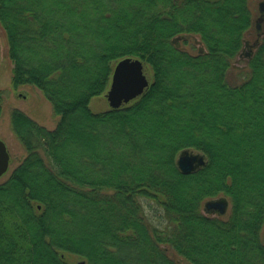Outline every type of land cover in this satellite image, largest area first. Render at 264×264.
Segmentation results:
<instances>
[{
  "label": "trees",
  "instance_id": "trees-1",
  "mask_svg": "<svg viewBox=\"0 0 264 264\" xmlns=\"http://www.w3.org/2000/svg\"><path fill=\"white\" fill-rule=\"evenodd\" d=\"M12 86L58 117L19 109L26 155L0 183V264H264V43L251 0H0ZM195 36L204 52L180 46ZM247 49V77L227 80ZM141 60L148 91L95 113L115 65ZM3 95L0 90V117ZM185 150L206 164L183 174ZM226 198V219L203 212ZM69 258H80L72 263Z\"/></svg>",
  "mask_w": 264,
  "mask_h": 264
},
{
  "label": "rangeland",
  "instance_id": "rangeland-1",
  "mask_svg": "<svg viewBox=\"0 0 264 264\" xmlns=\"http://www.w3.org/2000/svg\"><path fill=\"white\" fill-rule=\"evenodd\" d=\"M264 0H251V9L255 11L259 4ZM247 39L253 41L250 36ZM180 46L191 54L204 52V46L198 36L189 40L184 44L180 39ZM247 49L233 62L231 69L228 71L227 80L231 85H237L244 81L247 77ZM12 69L13 63L8 55V42L6 34L0 25V90L3 95V110L0 117V140L4 141L11 155V163L8 172L0 178V183L8 180L13 170L19 165L23 157L26 155L25 149L14 134L11 126V113L14 109H19L34 119L40 125L49 130L55 129L59 118L53 114V106L50 101L42 94V92L32 85L20 86L14 88L12 86ZM150 81L152 73H147ZM90 108L95 113L104 112L110 109L109 103L105 95L92 98ZM218 199V198H217ZM205 206V204H204ZM231 205H229L228 213L222 218L226 219L229 215ZM203 212L209 216H219L218 213L208 212L203 208ZM72 263L81 261L80 258H69Z\"/></svg>",
  "mask_w": 264,
  "mask_h": 264
},
{
  "label": "water",
  "instance_id": "water-1",
  "mask_svg": "<svg viewBox=\"0 0 264 264\" xmlns=\"http://www.w3.org/2000/svg\"><path fill=\"white\" fill-rule=\"evenodd\" d=\"M260 4L264 9V1ZM150 84L145 64L138 58L127 57L115 65L105 97L111 109H118L144 95ZM10 163L11 155L8 147L4 141L0 140V178L8 172ZM205 164V156L194 150H185L177 158V166L183 174H190ZM228 206L229 201L226 198L210 200L205 204L208 211H215L220 215L227 213Z\"/></svg>",
  "mask_w": 264,
  "mask_h": 264
},
{
  "label": "flooded vegetation",
  "instance_id": "flooded-vegetation-1",
  "mask_svg": "<svg viewBox=\"0 0 264 264\" xmlns=\"http://www.w3.org/2000/svg\"><path fill=\"white\" fill-rule=\"evenodd\" d=\"M252 21L253 25L246 35V37L254 38L252 42L246 38L250 48L264 43V9L261 8V4L255 11H252ZM246 55L248 56V52Z\"/></svg>",
  "mask_w": 264,
  "mask_h": 264
}]
</instances>
